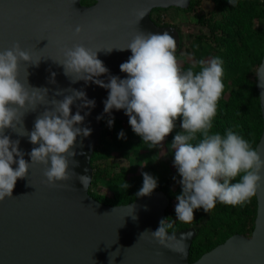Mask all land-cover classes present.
Wrapping results in <instances>:
<instances>
[{"label": "water", "instance_id": "water-1", "mask_svg": "<svg viewBox=\"0 0 264 264\" xmlns=\"http://www.w3.org/2000/svg\"><path fill=\"white\" fill-rule=\"evenodd\" d=\"M81 1L0 0V51L18 44L34 61L40 59L35 66L19 65V82L26 88H46L49 101L63 99L71 89L83 90L88 99L95 100L90 110L80 109L81 115L89 113L81 126L90 127L91 134L77 137L74 142L69 179L49 185L43 175L44 166L34 164L24 178L17 179L12 197L0 202V264H264V181L255 194L257 216L252 234H235L194 262L189 259L198 234L195 228L168 232L173 238L165 244H158L150 232H144L155 231L165 219L170 200L164 192L153 191L118 206L103 204L89 194L94 177L91 159L100 139L101 120L108 119L104 115L97 120L103 113L107 90L83 80L73 82L75 77L65 76L62 66L53 60L62 58V48L75 44L92 50L125 47L137 31H166L176 40L177 51V28L157 26L150 14L155 8L185 9L191 0H94L91 5ZM77 26L82 29L79 34H75ZM130 55L129 50L98 52L97 58L108 69L99 79L107 82L108 75L125 78L119 65ZM260 66L256 87L263 131L256 151L264 159V71ZM80 103L76 101L71 106L70 114L77 111ZM50 108V104H39L35 111L25 113L23 127L17 125L20 128L14 129L21 135L5 129L4 134L11 140H19L18 149L24 153L25 161L29 160L28 152L38 145L28 141L23 128L31 131L37 116ZM111 116L128 120L123 110H113ZM81 175L89 178L86 187L78 179Z\"/></svg>", "mask_w": 264, "mask_h": 264}, {"label": "clouds", "instance_id": "clouds-1", "mask_svg": "<svg viewBox=\"0 0 264 264\" xmlns=\"http://www.w3.org/2000/svg\"><path fill=\"white\" fill-rule=\"evenodd\" d=\"M227 2L231 6L236 4V0ZM143 16L141 13V18ZM81 30L77 26L75 34ZM113 49L131 53L119 65L120 72L126 76L108 75L105 82L99 77L107 74L108 69L97 58V53L101 50L110 53ZM61 56L59 61H53L62 66L65 76L75 77L73 82L83 80L85 84L91 82L107 90V98L102 101L103 113L97 120L107 115L109 128L114 122L112 111L123 110L132 132L152 149L173 132L179 118V130L168 144L181 188L175 196L177 221L190 223L194 210L208 213L217 203L243 206L256 194L264 181V159L247 139L231 128L225 129L223 134L211 131L224 90L220 57L194 60L182 69L176 56V40L166 31H137L125 47L92 50L75 44L62 48ZM39 61H34L18 44L0 51V202L12 197L15 182L24 178L34 164L44 166L43 175L49 185L67 181L69 158L75 154L74 142L77 137L91 134L90 127L81 126L89 113L81 115L80 109L90 110L95 100L88 99L83 90L71 89L63 99L49 101L46 88L29 85L26 88L19 82V65L35 66ZM260 69L264 71V65ZM51 75L54 77L55 73ZM27 76L26 71V81ZM76 101L81 103L77 111L70 114ZM39 104H50L51 108L37 116L31 131L23 128L28 141L38 145L28 152L29 160L25 161L24 153L18 149L19 140H11L4 133L5 129L14 131L23 127V115L35 111ZM122 138H125L123 130L117 133V139ZM141 176L142 186L136 195L149 196L158 180L147 172H142ZM78 179L86 187L89 178L81 175ZM123 187L126 189L128 184L124 182ZM166 220L162 219L155 231H144L150 232L158 244L173 238L168 234L173 226Z\"/></svg>", "mask_w": 264, "mask_h": 264}, {"label": "trees", "instance_id": "trees-1", "mask_svg": "<svg viewBox=\"0 0 264 264\" xmlns=\"http://www.w3.org/2000/svg\"><path fill=\"white\" fill-rule=\"evenodd\" d=\"M216 4L215 20L212 16L206 18L209 27V35H212L214 46L208 44L205 33L197 30L192 33V39L186 37L185 32L177 28L180 36V46L176 51L177 58L181 59L179 66L183 69L194 60L220 57L223 61L224 75L222 81L224 90L217 103V113L213 120L211 131L223 134L224 130L231 128L245 139L256 150L263 131V117L260 106L259 92L256 87L257 70L264 56V29H251L253 20L264 19V0H236L235 6L228 4L227 0H213ZM94 0H82V4L93 3ZM201 0H191L186 9L182 10L186 15H194V11L200 5ZM165 9L155 8L151 12V18L157 26H173L170 22L162 20L160 13ZM155 12H159L158 18ZM219 16V19L216 18ZM208 44V45H207ZM209 50H212L210 55ZM237 65V66H236ZM235 66L238 67L235 69ZM101 120V134L91 159L94 177L89 188V194L97 201L110 205H126L138 198L136 195L142 186V176L130 177V168L119 167L118 173H112L111 169L102 161L108 162L114 159L128 158L130 151H136L139 157L144 152L160 151L162 148L170 161L173 160L168 144L172 136L179 130V118L176 128L165 140L152 149L140 137L134 134L128 124V120L114 119L111 128ZM123 130L125 138L117 139V133ZM122 142L124 150L117 155L113 154V144ZM110 166V165H109ZM111 170V171H110ZM176 172V169H175ZM124 182L128 184L125 189ZM172 179L158 181L154 191L164 192L170 200L166 209V223L170 222L172 228L168 232H176L187 228H195L198 232L190 253V262L196 261L206 252L225 242L229 237L240 234L246 236L252 233L257 216V199L255 195L243 206H231L217 203L208 213L203 210L194 223H184L175 219V196L181 191L180 186L171 188ZM235 182V181H233Z\"/></svg>", "mask_w": 264, "mask_h": 264}, {"label": "rangeland", "instance_id": "rangeland-1", "mask_svg": "<svg viewBox=\"0 0 264 264\" xmlns=\"http://www.w3.org/2000/svg\"><path fill=\"white\" fill-rule=\"evenodd\" d=\"M216 4L213 0H201L200 5L194 11V15H186L182 10H178L175 7L166 8L163 12L160 13L161 19L170 22L173 26H179L186 34L187 39H192V33L197 30H202L205 33L207 43L214 46V42L211 40L212 35H209V27L206 18L216 14L215 11ZM186 9V8H185ZM159 12H155V17H157ZM215 17V16H214ZM212 16L211 21L215 20ZM158 18V17H157ZM219 19V16H216ZM251 29L258 30L264 29V19L259 18L253 20ZM207 44V45H208ZM207 55L212 53V50ZM209 59V57H208ZM178 64L181 63V59L177 58ZM207 60V58H206ZM237 66V65H236ZM235 66V69L238 67ZM116 148L113 147V154L117 155L119 151L124 150V144L122 142L113 144ZM108 166V169L112 173H118L119 167H114L112 165L117 164L125 168H130L131 173L130 177L141 176L142 172H147L152 176L156 177L158 181L164 179H172L171 188L176 189L180 185L177 183L179 177L175 172V167L173 162L167 157L165 150L162 148L160 151L153 152H144L139 157L136 154V151L131 150L128 158H119L117 159L110 158L108 162L102 161ZM110 165V166H109ZM176 177V180L173 179ZM201 210H194L193 219H195L200 213ZM191 223H194L192 221ZM252 233H248L246 236H250Z\"/></svg>", "mask_w": 264, "mask_h": 264}, {"label": "flooded vegetation", "instance_id": "flooded-vegetation-1", "mask_svg": "<svg viewBox=\"0 0 264 264\" xmlns=\"http://www.w3.org/2000/svg\"><path fill=\"white\" fill-rule=\"evenodd\" d=\"M94 3V2H93ZM93 3H87V4H85V5H91V4H93Z\"/></svg>", "mask_w": 264, "mask_h": 264}]
</instances>
